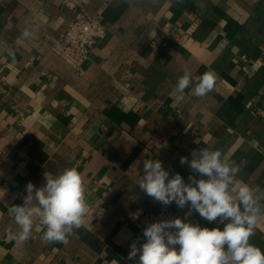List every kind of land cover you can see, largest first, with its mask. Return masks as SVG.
Here are the masks:
<instances>
[{
  "label": "crops",
  "instance_id": "crops-1",
  "mask_svg": "<svg viewBox=\"0 0 264 264\" xmlns=\"http://www.w3.org/2000/svg\"><path fill=\"white\" fill-rule=\"evenodd\" d=\"M80 9L107 34L75 71L50 46ZM185 71L215 72L213 90L176 92ZM204 148L264 195V0H0V264H131L130 244L143 242L133 214L162 205L138 185L143 160L187 182L180 158ZM71 167L86 186L83 226L48 244L37 221L18 246L8 209L29 182ZM250 243L264 251V216Z\"/></svg>",
  "mask_w": 264,
  "mask_h": 264
},
{
  "label": "clouds",
  "instance_id": "clouds-1",
  "mask_svg": "<svg viewBox=\"0 0 264 264\" xmlns=\"http://www.w3.org/2000/svg\"><path fill=\"white\" fill-rule=\"evenodd\" d=\"M216 78L215 72L193 77L185 71L175 90L183 93L191 86L196 97H203L213 90ZM179 162L191 169L187 182L179 173L170 175L161 160L144 159L140 189L163 206L175 202L209 223L219 219L223 228L201 227L181 218L151 222L143 229V242L137 237L130 244L126 259L131 264H264V251L250 243L264 216V195L255 194L260 189L238 180L239 166L226 161L219 149H200ZM25 191L23 203L8 209L19 227L10 232L18 246L30 239L37 221L44 228L41 240L48 244L68 243L74 229L83 226L86 186L75 167L55 176L45 173L40 187L29 182Z\"/></svg>",
  "mask_w": 264,
  "mask_h": 264
},
{
  "label": "built area",
  "instance_id": "built-area-1",
  "mask_svg": "<svg viewBox=\"0 0 264 264\" xmlns=\"http://www.w3.org/2000/svg\"><path fill=\"white\" fill-rule=\"evenodd\" d=\"M106 34L107 28L101 18L80 9L67 28L52 40L50 49L71 68L79 71L83 64L90 59L96 44L105 38ZM174 218H181L185 222L192 223L169 206L163 205L149 211L138 210L133 214L132 221L137 228L143 231L146 225L151 222Z\"/></svg>",
  "mask_w": 264,
  "mask_h": 264
}]
</instances>
